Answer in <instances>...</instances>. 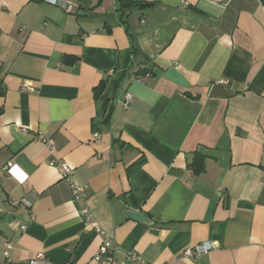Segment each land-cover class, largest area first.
<instances>
[{
  "label": "crops",
  "instance_id": "obj_1",
  "mask_svg": "<svg viewBox=\"0 0 264 264\" xmlns=\"http://www.w3.org/2000/svg\"><path fill=\"white\" fill-rule=\"evenodd\" d=\"M57 1L0 0V263L97 264L96 223L149 264H264V0Z\"/></svg>",
  "mask_w": 264,
  "mask_h": 264
},
{
  "label": "built area",
  "instance_id": "obj_2",
  "mask_svg": "<svg viewBox=\"0 0 264 264\" xmlns=\"http://www.w3.org/2000/svg\"><path fill=\"white\" fill-rule=\"evenodd\" d=\"M53 4L58 3L57 0H50ZM73 8L72 5L68 6V9ZM179 67V65L177 66ZM149 76V73H146L145 75L140 76L139 78L142 80ZM222 84V83H220ZM23 87L26 88L29 91H34V87L27 83H23ZM132 98V95L130 93L126 96V101L124 102V106L127 107L130 100ZM42 141H44L45 144H47L48 148L52 153L56 151V143L51 138H45L43 136L39 137ZM51 165H57L59 166L62 177L67 180V182H70L72 188H73V195L74 199L78 200L82 197L83 194V188L82 186L78 185L73 181V175H74V169L71 167L67 162L65 161H56L55 159L51 160ZM15 169V165L10 164L8 166V172L13 173ZM19 203H23L24 205H30V202L27 199H22ZM84 215H87L89 213V210L85 208L83 210ZM91 224V223H90ZM92 227L96 229L98 233H100L103 236L102 243L94 257L95 263L97 264H149L144 258H142L137 252L129 251L127 253H122L118 244L116 241L107 233L104 231L102 227L97 225L96 223L91 224ZM23 229L25 226L22 227ZM14 248V245L12 243H7L6 248L4 250V260L0 264H15L14 260L12 258V252ZM212 249V244L209 242H204L201 244H197L194 247H187V249L184 251V256L193 257L196 255L203 254L205 252H208ZM45 259V255L43 252L37 253L34 257L28 259L26 262L21 264H39ZM169 264V263H165Z\"/></svg>",
  "mask_w": 264,
  "mask_h": 264
},
{
  "label": "water",
  "instance_id": "obj_3",
  "mask_svg": "<svg viewBox=\"0 0 264 264\" xmlns=\"http://www.w3.org/2000/svg\"><path fill=\"white\" fill-rule=\"evenodd\" d=\"M165 76L166 79L168 78L170 80H173L183 86H187V87L190 86V83L187 81V79L176 68L169 69ZM209 94L211 97L227 98L232 96L234 93L233 91L226 88L222 84L216 83L212 86ZM128 215L134 220L144 221V222L146 221V223L153 225V221L142 211L129 210ZM12 216H13L12 214H9L7 220L11 221ZM150 232L158 234L159 229L152 227Z\"/></svg>",
  "mask_w": 264,
  "mask_h": 264
},
{
  "label": "trees",
  "instance_id": "obj_4",
  "mask_svg": "<svg viewBox=\"0 0 264 264\" xmlns=\"http://www.w3.org/2000/svg\"><path fill=\"white\" fill-rule=\"evenodd\" d=\"M138 73H141L142 75L146 73L151 74V71L146 68L140 70ZM188 167L193 171L195 176L201 175L206 170V155L201 152H195Z\"/></svg>",
  "mask_w": 264,
  "mask_h": 264
},
{
  "label": "clouds",
  "instance_id": "obj_5",
  "mask_svg": "<svg viewBox=\"0 0 264 264\" xmlns=\"http://www.w3.org/2000/svg\"><path fill=\"white\" fill-rule=\"evenodd\" d=\"M23 178H26V176H25V177H23Z\"/></svg>",
  "mask_w": 264,
  "mask_h": 264
},
{
  "label": "snow or ice",
  "instance_id": "obj_6",
  "mask_svg": "<svg viewBox=\"0 0 264 264\" xmlns=\"http://www.w3.org/2000/svg\"><path fill=\"white\" fill-rule=\"evenodd\" d=\"M22 178V177H21Z\"/></svg>",
  "mask_w": 264,
  "mask_h": 264
}]
</instances>
